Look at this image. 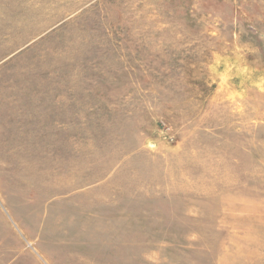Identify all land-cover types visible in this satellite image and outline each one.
I'll return each instance as SVG.
<instances>
[{"label":"rangeland","instance_id":"rangeland-1","mask_svg":"<svg viewBox=\"0 0 264 264\" xmlns=\"http://www.w3.org/2000/svg\"><path fill=\"white\" fill-rule=\"evenodd\" d=\"M0 264H264V0H0Z\"/></svg>","mask_w":264,"mask_h":264}]
</instances>
